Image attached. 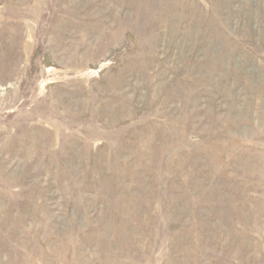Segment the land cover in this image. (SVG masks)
Here are the masks:
<instances>
[{"label":"rangeland","instance_id":"1","mask_svg":"<svg viewBox=\"0 0 264 264\" xmlns=\"http://www.w3.org/2000/svg\"><path fill=\"white\" fill-rule=\"evenodd\" d=\"M0 264H264V0H0Z\"/></svg>","mask_w":264,"mask_h":264}]
</instances>
